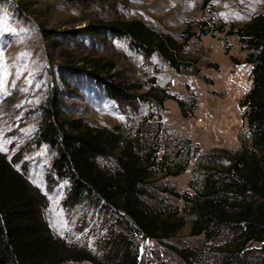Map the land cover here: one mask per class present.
I'll list each match as a JSON object with an SVG mask.
<instances>
[{
    "label": "rangeland",
    "instance_id": "rangeland-1",
    "mask_svg": "<svg viewBox=\"0 0 264 264\" xmlns=\"http://www.w3.org/2000/svg\"><path fill=\"white\" fill-rule=\"evenodd\" d=\"M263 11L264 0H0V151L43 193V216L57 238L101 257L108 229H117L120 220L91 204L67 207L69 182L51 167L56 148L35 140L42 106L54 98L70 119L95 127L118 126L126 136L140 119H148L151 130L159 122V143L168 153L184 138L203 153L211 148L234 153L248 136L240 100L251 87L252 64L244 61L246 50L238 36L226 31L232 23H244ZM131 19L178 42L187 29L198 35L201 21L212 31L189 39L179 57L189 66L175 70L156 52L144 53L126 35L89 29ZM227 46L237 62L225 54ZM94 72L125 86L130 95L158 87L180 99L195 96L196 107L190 118H183L174 99L162 106L137 96L133 103H124L107 93ZM191 154L179 175L163 177L152 170L151 188L164 183L179 194L193 193L189 181L197 182L196 159ZM220 160L228 165L225 157ZM102 164L107 166L104 160ZM151 188L149 206L182 212L180 197ZM191 221L186 217L179 231L163 239L135 235L141 264H264L261 243L240 251L236 236L227 230L214 239L192 235Z\"/></svg>",
    "mask_w": 264,
    "mask_h": 264
},
{
    "label": "trees",
    "instance_id": "trees-1",
    "mask_svg": "<svg viewBox=\"0 0 264 264\" xmlns=\"http://www.w3.org/2000/svg\"><path fill=\"white\" fill-rule=\"evenodd\" d=\"M198 24V35L187 29L182 42L151 29L140 19L111 21L89 29L108 28L126 35L144 53L156 52L180 70L189 66L179 58L189 39L212 31L207 22ZM226 34L238 36L246 50L244 61L252 64L251 87L240 100L248 132L241 148L234 153L218 148L203 153L190 138H184L175 144L176 151L168 153L159 143V122L151 130L148 119H140L136 129L126 136L118 126L95 127L70 119L51 98L42 106L35 140L56 148L51 167L59 179L69 182L67 207L91 204L120 220L119 227L108 229L101 257L57 238L43 216V193L0 151V264H141L134 236L170 237L185 225L188 216L192 219V235L214 239L227 230L236 236L235 246L240 251L253 242L264 246V11L244 23H232ZM228 52L227 46L225 54L237 62ZM98 65L94 64L96 68ZM92 74L111 97L124 103H133L136 96L156 100L160 106L174 99L183 118H190L196 107L195 96L180 99L158 87L130 95L125 86ZM190 154L196 159L197 182L189 181L193 193L179 194L164 183L151 188L152 170L163 177L179 175L186 170ZM222 157L228 161L227 166ZM102 160L107 162L106 167ZM149 188L180 197L182 212L157 211L149 206Z\"/></svg>",
    "mask_w": 264,
    "mask_h": 264
}]
</instances>
